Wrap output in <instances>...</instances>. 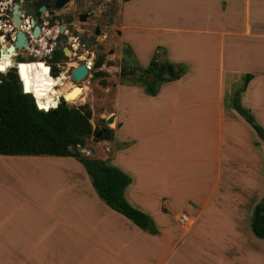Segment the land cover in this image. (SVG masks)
<instances>
[{
	"label": "crops",
	"instance_id": "obj_1",
	"mask_svg": "<svg viewBox=\"0 0 264 264\" xmlns=\"http://www.w3.org/2000/svg\"><path fill=\"white\" fill-rule=\"evenodd\" d=\"M116 12L138 66L156 46L186 66L153 96L114 84L98 157L128 175L124 198L156 233L111 209L74 157L0 154L20 171L0 187V264H264L250 229L264 145L230 104L240 88L264 129V0H120Z\"/></svg>",
	"mask_w": 264,
	"mask_h": 264
},
{
	"label": "trees",
	"instance_id": "obj_2",
	"mask_svg": "<svg viewBox=\"0 0 264 264\" xmlns=\"http://www.w3.org/2000/svg\"><path fill=\"white\" fill-rule=\"evenodd\" d=\"M164 49L156 46L148 63L144 67L137 64L134 77L122 79L123 83L138 85L146 95L153 96L159 86L173 79L179 78L186 70L182 63H172L161 57ZM171 65L172 75H167L166 66ZM41 73L32 69L33 78L30 79V66H20L19 73L23 80V92L13 73L0 74V154L2 155H50L71 156L83 166L90 178L96 194L113 210L119 212L141 230L154 234L156 230L151 224V218L131 206L124 198L123 191L130 182V178L108 158L87 156L79 152V148L86 146L91 135L101 132L96 140L112 139L113 130L105 125L104 119L100 128L92 125L91 111L86 103L70 105L64 101L55 107L42 110L37 108L32 96L45 99L52 90V82L45 79ZM103 72H93V77L101 76ZM251 75L242 76L241 85L245 86ZM240 88L233 91L230 104L256 132L264 145V129L254 120L250 111L244 108L238 99ZM32 93V94H33ZM64 100L74 103L80 101L82 90L79 87L66 91ZM71 99V100H70ZM250 229L254 236L264 239V192L252 208Z\"/></svg>",
	"mask_w": 264,
	"mask_h": 264
},
{
	"label": "flooded vegetation",
	"instance_id": "obj_3",
	"mask_svg": "<svg viewBox=\"0 0 264 264\" xmlns=\"http://www.w3.org/2000/svg\"><path fill=\"white\" fill-rule=\"evenodd\" d=\"M58 3L59 0H0V74L13 73L22 86L20 66H34L38 73L45 69L43 75L50 77L75 64L90 67L98 57H101V66H112L115 60L109 56L113 51L106 46L108 34L103 30L113 24L107 14L109 10L101 5L100 0H88L86 5L83 0ZM67 4H72L73 8ZM81 6L84 8L76 11ZM114 33L119 35L116 28ZM19 36L24 44L17 45ZM127 52L115 61L117 69L113 75L121 79L134 77L137 73L131 49L128 48ZM89 67L86 66V75L97 71ZM29 74L32 80V69ZM67 81H58L60 87L56 93L67 91L64 84ZM75 87L82 90L77 85L68 90Z\"/></svg>",
	"mask_w": 264,
	"mask_h": 264
},
{
	"label": "rangeland",
	"instance_id": "obj_4",
	"mask_svg": "<svg viewBox=\"0 0 264 264\" xmlns=\"http://www.w3.org/2000/svg\"><path fill=\"white\" fill-rule=\"evenodd\" d=\"M100 1H101V5L105 6L109 10L107 14H109L113 19V24L107 28H104L103 30L105 33L108 34V41L106 46L108 48L111 47L113 51V54L110 55L109 57L117 61V58L121 54L128 53L127 51L129 48L128 46H126V44H121L119 35L114 33L115 28L119 31L118 23L116 22V17L118 16L116 11L118 9V4L120 0H100ZM87 2L88 0H83V5H86ZM67 7L73 8V5L67 4ZM83 8L84 7L82 6L78 7L76 11L82 10ZM115 61L111 63L112 66L106 68L104 66H101L100 67L101 69L100 68L97 69L103 72L101 76L93 77L92 76L93 72L90 71L81 80L76 81L74 84L82 88V96H81L82 98L80 101L76 102L72 100L74 103H67L70 105H79L86 103L91 111L90 121L92 125H94L96 128H100L102 126V123L99 121V118H103V119L107 118L106 113L113 102L114 84L123 81L121 78H118L117 76L113 75V71L117 69ZM55 91L53 93H56ZM50 96L51 95L48 94L47 97ZM108 126L109 128L112 127L113 121L110 124H108ZM86 146L94 147V149L96 150V153H93L92 155H90L88 151L82 153L87 156L100 157L102 151L103 153L105 152V154L109 153L108 151L105 150V147L109 145L104 144L103 140H96L95 135H91L88 138ZM17 166H18L17 163L14 164L12 160L6 162L4 159H0V187H3L1 186L2 183L10 184L14 181L19 180L18 178L20 171L18 168H16Z\"/></svg>",
	"mask_w": 264,
	"mask_h": 264
},
{
	"label": "built area",
	"instance_id": "obj_5",
	"mask_svg": "<svg viewBox=\"0 0 264 264\" xmlns=\"http://www.w3.org/2000/svg\"><path fill=\"white\" fill-rule=\"evenodd\" d=\"M77 65L75 64V65H73L69 70H66V71H64V70H58L57 72H55L54 73V75L52 76V77H50V76H46V75H44V77H45V79H49L51 82H52V87L54 88V89H58L59 87H60V85L58 84V81L60 80V81H64V80H68L67 82H65L64 84L65 85H67L66 87H65V89H67V91H68V89L72 86V85H75L74 83H75V81H72L70 78H69V73H70V71L72 70V68H74V67H76ZM31 69H33V70H35V67L34 66H32V68ZM22 81V80H21ZM21 89H22V91L23 92H26L25 91V89H24V85H23V81H22V86H21ZM28 93H30L31 94V96H32V98H33V100H34V102L35 103H37V99L38 100H41V98H40V96H34L31 92H29L28 91ZM49 93H50V97L52 98V100H53V102L55 103L57 100H58V102L60 103L61 101H64V102H66V103H71V102H67V101H65L64 100V96H63V92H57V93H53L52 91H49ZM54 106V104H50L49 105V108H52ZM105 150L106 151H108V148L107 147H105ZM176 221H177V223L178 224H180V225H184L187 221H188V217L185 215V214H179L177 217H176Z\"/></svg>",
	"mask_w": 264,
	"mask_h": 264
},
{
	"label": "water",
	"instance_id": "obj_6",
	"mask_svg": "<svg viewBox=\"0 0 264 264\" xmlns=\"http://www.w3.org/2000/svg\"><path fill=\"white\" fill-rule=\"evenodd\" d=\"M64 1L65 0H59V3L57 5H61ZM21 44H24V40H23L22 36H19L17 45H21ZM86 66L89 67L88 64L84 65V64L80 63L76 67L72 68V70L69 73V78L72 81H75V82L81 80L86 75V71H87ZM100 67H101V57H98L89 68H90V70H97ZM166 70H167V75L171 76L172 75V67H171V65H167L166 66ZM58 103L59 102L57 100L53 107H55ZM35 104H36L37 108L42 109V110H47V109H44L43 107H39L38 103H35ZM111 122H112V116H108L105 119V123L108 125ZM100 133L101 132H97L95 134V136L98 137L100 135ZM86 151H88V153L90 155H92L94 153L92 147H90V146H85V147L79 148V152L80 153H85ZM150 225H151V223L149 222L147 224V227H150Z\"/></svg>",
	"mask_w": 264,
	"mask_h": 264
},
{
	"label": "bare ground",
	"instance_id": "obj_7",
	"mask_svg": "<svg viewBox=\"0 0 264 264\" xmlns=\"http://www.w3.org/2000/svg\"><path fill=\"white\" fill-rule=\"evenodd\" d=\"M39 72H41V71H39ZM67 86V85H66ZM65 86V87H66ZM51 87H52V85H51ZM67 89H65V91H66ZM52 92H54L55 91V89L52 87V90H51ZM61 91V90H60ZM56 92V91H55ZM33 93V92H32ZM50 94V93H49ZM33 95H34V93H33ZM35 96V95H34ZM63 96H66L67 97V95H66V92H63ZM41 98V100H38L37 99V103H38V105H39V107H43L44 109H48L49 108V105L52 103V104H55L54 102H52L53 100L50 98V97H46V99H45V104L43 103V98L42 97H40ZM68 98V97H67Z\"/></svg>",
	"mask_w": 264,
	"mask_h": 264
},
{
	"label": "snow or ice",
	"instance_id": "obj_8",
	"mask_svg": "<svg viewBox=\"0 0 264 264\" xmlns=\"http://www.w3.org/2000/svg\"><path fill=\"white\" fill-rule=\"evenodd\" d=\"M0 70H2V69H0Z\"/></svg>",
	"mask_w": 264,
	"mask_h": 264
},
{
	"label": "clouds",
	"instance_id": "obj_9",
	"mask_svg": "<svg viewBox=\"0 0 264 264\" xmlns=\"http://www.w3.org/2000/svg\"><path fill=\"white\" fill-rule=\"evenodd\" d=\"M28 93V92H27Z\"/></svg>",
	"mask_w": 264,
	"mask_h": 264
}]
</instances>
